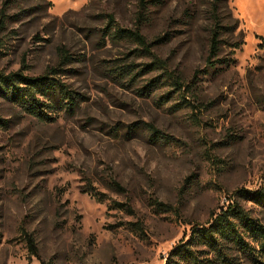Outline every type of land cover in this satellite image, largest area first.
<instances>
[{
  "label": "rangeland",
  "instance_id": "obj_1",
  "mask_svg": "<svg viewBox=\"0 0 264 264\" xmlns=\"http://www.w3.org/2000/svg\"><path fill=\"white\" fill-rule=\"evenodd\" d=\"M211 1L0 0V70L55 68L77 99L41 118L0 93V264H166L188 240L220 264L201 229L236 204L264 224V0L222 3L240 44L215 66Z\"/></svg>",
  "mask_w": 264,
  "mask_h": 264
},
{
  "label": "trees",
  "instance_id": "obj_2",
  "mask_svg": "<svg viewBox=\"0 0 264 264\" xmlns=\"http://www.w3.org/2000/svg\"><path fill=\"white\" fill-rule=\"evenodd\" d=\"M225 0H212L210 4V14L212 19V28L210 32V52L208 62L210 65L215 66L213 58L219 56L221 49L225 44L239 46L238 41L232 40L235 36V31L240 25V19L234 17L232 12L224 14L222 11V3ZM0 20V27H2V21ZM225 33L231 35L226 38ZM135 36L145 43L144 38L135 33ZM260 38L259 46L264 49V35H258ZM160 62V60H159ZM154 62V63H159ZM212 62V63H211ZM57 69H52L47 73L38 76H30L21 71H13L9 74L0 70V93L7 98H11L13 101L21 104L29 112L35 115L46 118L47 113L45 107L54 104L55 97L60 96V100L66 104L69 109L75 108V102L77 101L74 92L69 87L60 81L54 73ZM174 84L178 88L182 86L190 87L189 84H185L178 76H174ZM55 106V105H54ZM121 187L120 183L117 185ZM93 185L88 184L86 189L88 192L94 193L96 196L100 192L95 191ZM258 200H264V191L258 190L251 193ZM99 199L101 198L98 197ZM157 207L163 211L171 209V205L164 202H157ZM136 224V222H135ZM138 228L143 231L140 222L137 223ZM200 240L208 246V254L213 253L212 259H217L220 264H239L236 258L230 256L227 252L230 244L239 246L247 255L252 256L257 264H264V224L259 219L254 218L250 212L245 210L242 206L236 204L234 207L229 206L224 213H222L215 221L208 227L201 229ZM254 238L257 247L254 243L248 241V238ZM194 241V234L192 237ZM30 253L37 257H40L39 247L35 242L34 237L27 238ZM192 241L188 240L177 245L170 253L166 264H170L172 261L183 262V264H207L200 256L199 251L194 250L191 246ZM258 251V252H257ZM42 264H53L52 260L42 261Z\"/></svg>",
  "mask_w": 264,
  "mask_h": 264
}]
</instances>
